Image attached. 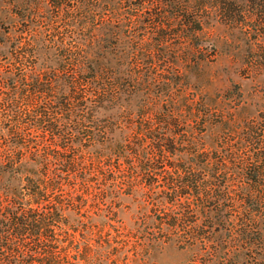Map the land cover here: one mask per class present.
I'll return each mask as SVG.
<instances>
[{
  "label": "trees",
  "instance_id": "16d2710c",
  "mask_svg": "<svg viewBox=\"0 0 264 264\" xmlns=\"http://www.w3.org/2000/svg\"><path fill=\"white\" fill-rule=\"evenodd\" d=\"M43 2L16 0L0 62V264H119L134 238L137 259L263 264L264 110L211 104L204 64L214 21L264 48V0Z\"/></svg>",
  "mask_w": 264,
  "mask_h": 264
},
{
  "label": "rangeland",
  "instance_id": "374dc122",
  "mask_svg": "<svg viewBox=\"0 0 264 264\" xmlns=\"http://www.w3.org/2000/svg\"><path fill=\"white\" fill-rule=\"evenodd\" d=\"M236 1L242 5L246 3V0ZM15 2L16 0H0V62L9 54L10 44L8 39L16 36L19 30L25 28L18 15L19 10L14 6ZM47 10L48 6L45 0L41 16H48ZM35 24L39 30L43 31L49 27L48 21L39 18ZM213 24L212 33L218 38L216 55L209 54L208 61L204 64V76L210 79V84L207 86L208 97L211 99L210 103L212 104L217 100V96L222 95L223 100L227 99L223 104L225 110L233 111L236 122L242 123L244 120L256 117L259 112L264 110V66L252 70L246 69L249 53L263 55L264 48H261L255 40H247L243 34L232 32L223 24H218L216 21ZM254 32L257 33V31ZM185 69L187 70L185 82H189L191 85H194V82H201L196 67L185 64ZM200 72L202 73V71ZM196 79H199V81ZM237 91L241 93V99L237 103L239 106L233 108L236 104L234 99L239 93ZM220 130L222 129L219 126L214 129L210 128L206 133V141L208 143L212 141ZM124 205H130V208L123 209L119 216L126 223L131 224V217L136 214L135 203L124 200ZM136 240L135 238L131 240V244L125 249L124 257L126 260L120 257L119 264L126 261L128 264H190L187 260V254L175 246L155 249L146 260L143 257L137 259L134 252ZM235 262L232 260V264Z\"/></svg>",
  "mask_w": 264,
  "mask_h": 264
}]
</instances>
